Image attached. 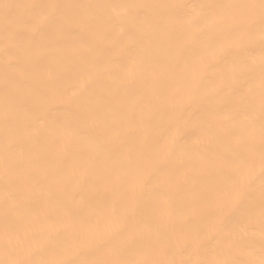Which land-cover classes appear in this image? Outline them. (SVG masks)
Returning <instances> with one entry per match:
<instances>
[{
	"label": "bare ground",
	"instance_id": "1",
	"mask_svg": "<svg viewBox=\"0 0 264 264\" xmlns=\"http://www.w3.org/2000/svg\"><path fill=\"white\" fill-rule=\"evenodd\" d=\"M261 0H0V264H262Z\"/></svg>",
	"mask_w": 264,
	"mask_h": 264
},
{
	"label": "snow or ice",
	"instance_id": "2",
	"mask_svg": "<svg viewBox=\"0 0 264 264\" xmlns=\"http://www.w3.org/2000/svg\"><path fill=\"white\" fill-rule=\"evenodd\" d=\"M260 7L262 12V20H264V0H261ZM262 216H264V211H262ZM112 264H125V262L116 261V262H112ZM262 264H264V261H262Z\"/></svg>",
	"mask_w": 264,
	"mask_h": 264
}]
</instances>
